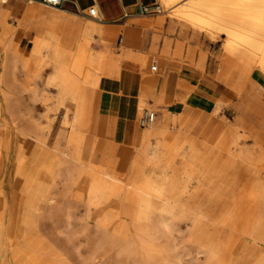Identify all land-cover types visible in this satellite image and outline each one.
Returning a JSON list of instances; mask_svg holds the SVG:
<instances>
[{
	"label": "rangeland",
	"instance_id": "obj_1",
	"mask_svg": "<svg viewBox=\"0 0 264 264\" xmlns=\"http://www.w3.org/2000/svg\"><path fill=\"white\" fill-rule=\"evenodd\" d=\"M10 3L15 2L8 0L4 8L7 9ZM26 3L27 0H17V5ZM156 5L159 10L132 20L139 25L144 43L138 53L127 50L125 54L135 60L148 57L147 71L150 75L157 76L160 68L153 72L151 66L158 65L156 60L164 56V48L161 54L159 50L165 47V44L168 45L169 51L172 46L176 52L173 80L178 83L184 80L186 86L201 89L206 93L210 101L206 107L208 111L213 109L217 101L223 100V103L218 104L217 113H213L215 120L222 121L225 125L230 124L232 131L239 137L251 136L246 142L247 147H254L252 150L256 155L255 144L258 148H264V82L258 76L249 77L242 67L226 56L223 39H211L208 36L203 38L186 32L172 20L157 0ZM39 6L47 13L55 12L62 16V19L52 20L46 15H37L31 19L26 14L17 17L11 11L7 13L0 10V36L6 44V53L0 52V187L8 205L0 262L30 264L33 259L35 264H147L144 236L135 225L139 209L132 199L124 195L127 192L100 199L97 202L101 208L99 212L95 208L89 210L86 205L87 194L92 186V170L94 172L105 169L125 177L132 158L122 166L109 165L96 150L104 136L110 133L103 126L104 115H98L99 108L96 104L91 110L95 130H82L86 138L81 153L85 162L84 171L79 170L75 162L65 161L62 152L67 147V121L72 119L73 112L67 114L66 105L58 97L57 86L49 84L48 80L54 70V64L70 66L81 72L90 71L80 60L82 57L74 61L73 31L87 32L90 27L99 30L114 29L115 39L111 40L107 47L101 36L93 35L89 38L90 45L84 51L100 54L107 51L109 46L107 53L110 56L119 50L117 46L121 45L122 31L120 28L103 26L96 19L89 17V10L81 20L69 16L71 22L64 19L67 16L65 12ZM43 40L48 41V58L42 71L32 73V70L25 68L18 53L20 48L24 47L31 55L33 42ZM180 45L182 50L179 51ZM134 71L141 79L140 71ZM97 74L100 86L94 90L96 99L106 100L107 96L103 90L105 79L99 72ZM178 92L176 87L170 95ZM186 93V90L180 88L176 102L164 101L158 107L143 102L137 115L138 129L146 132L151 130L150 127L139 125V118L143 115V112H140L144 109L156 113L155 124L161 122L160 126L164 127L162 121L166 115L172 117L173 111L185 107L180 101L185 98ZM147 102L150 100L147 99ZM177 128L178 125L173 123L169 132L176 133ZM155 130L157 131L156 126ZM109 135L113 138L112 134ZM256 138L260 144L255 141ZM198 139L202 143L198 150L200 153L192 154L188 146H184V150L190 162L206 173L198 183L194 181L190 185L189 193L183 196V200L191 212L205 210L207 218L195 219L193 213L182 216L179 212L175 218H169L172 223L170 229L150 237L154 238L155 250L163 252L162 257L155 251L152 257L153 261H156L155 264H210L206 249L216 252L223 261L235 264L246 252L247 247L250 248L254 243L250 236L240 234L239 220L237 225H234V206L243 186L247 185L251 172L255 170L256 162L252 160L251 164H242L227 150L229 154L221 152L214 144L203 143L200 136ZM177 143L171 147L172 151L181 148L184 141L180 139ZM241 143L243 145L244 139H241ZM138 150L141 151L142 147ZM138 150L133 147L132 157ZM164 156L169 160L174 157L166 154ZM60 159H63V162ZM61 162L63 166L60 165ZM173 164L179 168L180 157H176ZM47 196L54 200L47 201ZM194 199L200 201L201 207L192 203ZM31 202L34 209L28 207ZM250 204L248 203V206ZM105 215L109 216L110 220L118 218L126 223L125 229L129 231L124 233L126 235L123 234L124 237L116 235L112 238L110 231H105L99 226V218L102 219ZM22 218L26 219L24 222L29 225L26 226ZM221 223H225L223 227ZM107 237H110L109 240ZM238 247L239 251L236 249ZM22 249L28 254L18 261L14 251ZM261 250L264 251V244ZM160 261L162 262L159 263Z\"/></svg>",
	"mask_w": 264,
	"mask_h": 264
},
{
	"label": "bare ground",
	"instance_id": "obj_2",
	"mask_svg": "<svg viewBox=\"0 0 264 264\" xmlns=\"http://www.w3.org/2000/svg\"><path fill=\"white\" fill-rule=\"evenodd\" d=\"M157 1L164 10L169 13V16L173 20L183 23L211 39H223V49L226 56L236 65L242 67L243 72L249 77L254 78L258 76L264 82V0ZM7 3L8 0H0V10L8 13L11 10L4 8ZM24 5L22 15L26 14L31 19H34L37 15H46V17L52 20L62 19V16H59L55 12L47 13L39 6L42 4L38 2L27 1ZM20 6L21 5H16L15 13ZM51 9L57 10L55 8ZM95 9L97 10V8ZM96 16H100L98 12ZM93 35L101 36L104 45L107 47V45L111 43V40L115 39L116 32L112 28L99 30L96 27H90L87 32L83 30L73 31L74 61L82 57L80 60L83 61V65L90 69L89 72H81L70 66L54 64V70L48 78L49 84L57 86L59 91L58 97L61 102L66 105L67 114L71 111L73 112L72 119L67 121V147L66 150L62 152V158L64 157L65 161L75 162L78 168H80L79 170L83 169V171L85 162L82 160L80 153L85 134L82 130L89 125L91 127L94 125L92 122L93 114L91 110L96 104L98 107L99 101L96 99V93L94 92V90L98 89L100 86V78L97 72L102 74L106 65H109L113 61V58L107 53L110 48L109 46L107 51L100 54L84 53L86 50L85 48L90 45L89 38ZM128 36L129 34L127 33L126 41L124 42L125 45L128 43ZM5 47L6 44L3 43L0 36V52L5 54ZM31 49L32 53L29 55L26 49L21 47L18 55L24 61L23 63L26 69L32 70V73L34 71H42V68L44 69V62L46 58H48V41H35ZM153 66H156L158 70V65H152L151 70ZM143 102L144 100L140 99L138 110L141 109ZM145 111L148 110L144 109L140 113H144ZM213 112L217 113V110H213ZM90 126L88 129H91ZM230 126L231 125L228 123L225 125L222 121H215L211 127L212 131L205 136V140L212 144L219 145L246 164H251L252 160L256 162L255 170L253 173L251 172L252 175L247 185L243 186L240 195L235 200L234 206V225H237L239 220L241 227L240 234L243 236H250L254 243L250 248L247 247L246 252L243 251V256H241L239 260H236L235 264H264V251L261 250L264 244V148H258L255 144L254 146L257 149V153L254 155V151L252 150L254 147H247L246 143L251 137L237 136V133L233 132ZM149 127L151 130L149 132L145 131L141 139L135 145L136 150L141 147L142 150H138L137 154L132 157L128 174L125 175V177L121 176V178L118 173L105 169L96 170L94 172L92 170V174L90 175L92 178L90 181L92 186L87 194L88 203L86 205L89 210L95 208V210L99 212L101 208L97 205V202L100 201V199L111 198L117 194L120 195L123 191L127 192V194L124 193V195L132 199L139 209L135 217V225L142 233V236H144V249L147 255L145 259L146 263L155 264L156 261H153L152 257L156 251V245L153 243L154 238L150 239L151 235L169 230L172 225L169 218H175L177 212L181 213L182 216L193 213L196 217L195 219L201 220L207 218V214L205 210L202 209H199L197 212H191L188 204L183 200V196L189 193L190 185L194 181L198 183L199 179L204 176V173L186 160L184 147L173 157V160L165 158L164 152L159 146V141L155 139V122ZM1 134L3 133L1 132ZM195 138L196 136L190 137L187 144L191 145ZM241 139H244L243 145ZM176 157H180L181 160V166L179 168H177V166L175 167L173 164ZM61 160L63 162V159H60V161ZM62 162L60 165L63 166ZM93 169L95 170L97 168ZM89 170H91L90 167ZM69 176H71V174ZM76 177L79 178V176ZM46 199L47 201L54 200L49 199L48 196ZM157 203H161V205ZM192 203L201 207L200 201L194 199ZM248 203L251 204L248 206ZM28 207L34 209L33 202H31ZM7 209V199L3 189L0 187V259L3 251L2 240L6 227L5 217ZM23 209L25 208H22V210ZM26 212H28V210ZM23 218L22 221H26V219L23 220ZM99 219V226L105 231H110L112 233L110 237L116 235L122 237L124 233L129 231L125 229L127 228L124 225L126 223L118 218L110 220V217L105 215L104 218L101 219L100 217ZM24 223L26 226L29 225V223ZM94 223L97 224L96 222ZM224 224L225 223H221V226L223 227ZM110 237H107V239L109 240ZM11 239L12 238H10V240ZM240 243L242 242L240 241ZM239 247L236 248L238 251L240 249ZM206 250L209 254L210 264L231 263L223 261L213 250ZM14 252H16L15 256L18 261L22 260L24 255L28 254L26 251H23V249ZM156 252L160 255L163 254L162 251ZM2 263L0 262V264ZM30 264H35V261L32 259Z\"/></svg>",
	"mask_w": 264,
	"mask_h": 264
},
{
	"label": "crops",
	"instance_id": "obj_3",
	"mask_svg": "<svg viewBox=\"0 0 264 264\" xmlns=\"http://www.w3.org/2000/svg\"><path fill=\"white\" fill-rule=\"evenodd\" d=\"M14 2L15 3H10L7 8L13 13H15L16 10L17 0H14ZM155 4L156 0H68L61 9H57L67 14L64 18L65 20L71 21L69 16H75L81 20L90 8H97L98 14L100 15V20H97L99 23L103 26L120 28L122 31L121 45L117 46L119 50L111 55L113 58L112 63L106 65L105 69L102 71V76L105 79L103 82V90L106 93L107 99L98 101V115H104L103 126H105L110 133L104 136V139L97 145L96 150L102 154L103 160L109 165L119 164L122 166L130 160L133 154V147H135L145 133L144 130L138 129L137 127L140 99H143L149 106L158 107L164 101L176 102L180 88L187 91L185 98L180 101L185 104V107L176 111L177 113L173 111L172 117L166 115L162 121L164 122V127L160 126L161 122L155 124L157 129L155 139L159 141L161 150L166 155L175 156L182 147L188 146L192 154L200 153L198 150L202 143H200L198 139L199 136L203 138V143L212 144L205 140V136L212 131V125L217 121L214 118L213 110H217L218 104L220 102L223 103V100L217 101L213 109L208 111L206 107L210 101L206 93L201 89L196 90L186 86L184 80H180L179 83L173 80L172 70L174 66V53L176 52L173 51L172 46L171 51H169L167 44L159 50L161 54L164 48V56L156 60L160 68V72L157 76H152L147 71L148 57L139 59L137 56L138 60H135L125 54L127 50L138 53L144 43V38L139 32V25L132 22V20H136L141 16L138 10L143 6H152ZM24 6L25 5H21L15 13L17 17L22 15ZM173 21L181 25L186 32L189 31L193 35L205 38L202 33L193 30L191 27L178 21ZM144 26L146 27L147 25ZM127 33L129 34V39L128 43L125 45L124 42L126 41ZM178 50H182L181 45L178 46ZM136 69L140 71L142 75L141 79L137 72L134 71ZM176 87H178L179 92L175 95H170L171 91ZM147 99L150 100L149 103ZM105 105L107 106L106 108ZM197 112L200 113L197 114ZM98 115H96L97 118ZM112 116L114 120H112ZM173 123L178 125L176 133L169 132ZM89 126L87 127L89 132L95 130V124L93 127L90 126L91 129H88ZM109 134H112L113 138H111ZM192 136H196V138L191 145H188L187 141ZM85 139L84 135L81 153ZM180 139L184 141L182 147L178 148L176 151H172L173 148L171 147L174 145L176 146ZM255 141L259 143L258 138H256ZM215 146L221 152L228 153L219 145ZM93 156L94 152L92 153V157ZM185 158L191 163L186 151ZM235 160L242 164H246L240 159L235 158ZM203 173L205 174L206 172Z\"/></svg>",
	"mask_w": 264,
	"mask_h": 264
},
{
	"label": "built area",
	"instance_id": "obj_4",
	"mask_svg": "<svg viewBox=\"0 0 264 264\" xmlns=\"http://www.w3.org/2000/svg\"><path fill=\"white\" fill-rule=\"evenodd\" d=\"M27 1H37L45 7H50V8H55V9H61L68 2V0H27ZM158 9L159 7H157L156 4L152 6H143L138 10V13L140 15H147V14L153 13L154 11ZM97 12L98 11L93 7L89 9L88 15L92 19L100 20L99 17H96ZM156 70H157V67L153 66L152 71H156ZM155 119H156V113L145 111L139 119V124L141 127H149L155 122Z\"/></svg>",
	"mask_w": 264,
	"mask_h": 264
}]
</instances>
